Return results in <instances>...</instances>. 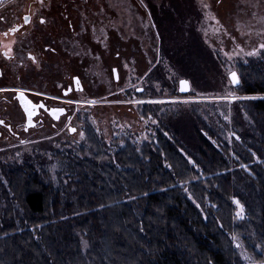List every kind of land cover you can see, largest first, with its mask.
I'll list each match as a JSON object with an SVG mask.
<instances>
[{
	"label": "trees",
	"instance_id": "obj_1",
	"mask_svg": "<svg viewBox=\"0 0 264 264\" xmlns=\"http://www.w3.org/2000/svg\"><path fill=\"white\" fill-rule=\"evenodd\" d=\"M149 11L157 24V11ZM189 27L186 33L203 52ZM159 37L158 52L196 91L202 76L182 62L183 45L177 49L162 32ZM211 56L208 50L205 67L213 74ZM156 66L161 71L154 62L149 72ZM234 71L239 84L231 85L243 98L231 103L226 128L239 140H225L196 110L182 111L166 116L154 141L139 147L127 141L113 155L87 122L90 150L62 162L65 182L63 176L57 184L47 178L37 160L8 171L2 165L8 186L0 185V264H246L233 243L238 236L261 261L256 246L264 248V55L239 62ZM203 83L205 91L220 88L218 81ZM234 199L244 208L242 219Z\"/></svg>",
	"mask_w": 264,
	"mask_h": 264
},
{
	"label": "rangeland",
	"instance_id": "obj_2",
	"mask_svg": "<svg viewBox=\"0 0 264 264\" xmlns=\"http://www.w3.org/2000/svg\"><path fill=\"white\" fill-rule=\"evenodd\" d=\"M37 1L41 3V0ZM18 3L20 1L12 2L14 7L11 8L18 9ZM43 3L36 9L37 16L44 17L51 11L52 16L59 17L63 14L60 11L68 10L80 34L79 52H83L85 57L79 68L85 64L84 73L88 71L89 78L84 81L85 92L78 94V131L74 136L64 133L57 138L42 140L51 130H41L36 134L38 140L32 141L31 137L24 143L20 140L8 143L0 139V185L7 189L2 165L8 171L31 160H37L47 170V178L55 184L59 183V176H63L65 182L62 162L65 163L68 155L83 157L81 150H90L84 131L87 122L111 155L124 147L127 141L136 147L143 142L154 141L157 129L163 130L166 116L172 114L176 118L182 111L187 114V111L196 110L225 140H239L235 131L226 128V123H230L231 103L243 96L233 91L228 74L236 69L239 62L264 55V49L260 48L264 43V0H220L219 3L216 0H48ZM204 4L209 7H203ZM150 8L158 13L160 20L157 24H153L155 21L150 16ZM163 10H172L173 14H166ZM183 21L187 25L182 24ZM33 25L39 24L33 22ZM186 27L193 29L203 52L198 49V43L191 41ZM155 31L158 37L163 33L167 45L177 49L183 45L180 58L186 61L182 62L191 64L192 69L198 68L202 81H198L196 91L190 83L193 94L191 91L178 93L177 82L184 77L162 51L158 52ZM181 34L183 39H179ZM253 49H256V54L248 55ZM208 50L218 64L212 58L215 68H211L217 71L213 70V74L205 67ZM154 62L162 67L163 75L157 66L149 72ZM114 66L117 80L112 75ZM173 80L176 93L171 86ZM203 80L211 85L218 81L220 85L216 87L220 88L202 90L208 86ZM138 88L143 91H137ZM92 96L97 103H86ZM149 114L151 120L147 119ZM141 116L145 119L142 120ZM21 138L25 139V135ZM185 194L199 208V200L192 191L187 189ZM235 201L236 217L242 219L244 208ZM238 237H234L233 243L242 260L246 264H264V248L256 246V250L262 253V260L255 261L245 242Z\"/></svg>",
	"mask_w": 264,
	"mask_h": 264
},
{
	"label": "flooded vegetation",
	"instance_id": "obj_3",
	"mask_svg": "<svg viewBox=\"0 0 264 264\" xmlns=\"http://www.w3.org/2000/svg\"><path fill=\"white\" fill-rule=\"evenodd\" d=\"M14 1H20L18 9L11 8ZM39 5L37 0H0V16L6 18L0 20V89L3 90L0 91V120L4 121L0 124V139L8 143L29 142L31 137L32 141L38 140L36 134L46 129L51 132L42 140L64 133L74 136L78 131L79 104L75 101H79L80 92H85L84 81L89 78L88 71L84 73L85 64L79 68L85 57L79 52L80 34L68 10L60 11L63 14L59 17L52 16L51 11L44 17L37 16ZM25 16L30 17L27 23ZM33 22L39 25L35 27ZM17 26L15 33L8 31ZM8 47L12 50L11 59L3 55ZM29 53L36 57L35 62ZM114 74L118 79L115 66L113 78ZM26 107L34 113L31 124ZM54 108L65 109L57 114L59 119L51 113ZM66 125L76 131H70ZM23 134L25 139L21 138Z\"/></svg>",
	"mask_w": 264,
	"mask_h": 264
},
{
	"label": "snow or ice",
	"instance_id": "obj_4",
	"mask_svg": "<svg viewBox=\"0 0 264 264\" xmlns=\"http://www.w3.org/2000/svg\"><path fill=\"white\" fill-rule=\"evenodd\" d=\"M216 2L219 3L220 0H216ZM42 3H43V0H41V4H42ZM203 7L208 8L209 5H208V4H204ZM4 19H6V18L3 17V16H0V20H4ZM29 19H30V17L25 16V17H24V21H25V23H27V22L29 21ZM213 19H215V17H213ZM40 21H41V23H44V18L41 17V18H40ZM18 27H19V26L9 28L8 31L15 33V32L17 31V28H18ZM4 35H7V32H5ZM238 47H239V46H238ZM260 48H261V49H264V43H261V44H260ZM11 51H12V50H11V47H8V48H6V50H4L3 55H4L5 57L11 59ZM254 54H256V49H253L251 52L248 53V55H254ZM29 57H30V59L33 60V62L36 61V57H35L34 55H32L31 53H29ZM146 75H147V73H146ZM230 76L232 77V81H231V82H232V83H236V82H237V79H238V78H237V74H236L235 72H231V73H230ZM76 79H77V83H78V78H76ZM181 83H182V84H187V81H181ZM0 91H3V90L0 89ZM17 91H19V90H17ZM120 91H123V89H120ZM139 91H143V89H139ZM20 95L23 96V93H20ZM232 98L235 99V97H232ZM69 102L71 103L72 101H69ZM75 103L79 104L80 101H75ZM87 103L95 104V103H97V101H95V100H90V101H87ZM25 111L28 112V117H29V121H28V122H29V124H31V123H32L31 117L34 115V113H33L32 111H29V109H28L27 107L25 108ZM63 112H65V109H64V108H54V109H51V113H52V115L55 116L57 119H59V116H58L57 114H58V113H63ZM225 118L227 119V117H225ZM71 119H72V117L69 116V117H68V120L70 121ZM141 119L143 120V119H145V118H144L143 116H141ZM147 119H148V120H151V119H152V117H151L150 114H149V116H148ZM146 122H147V121H146ZM152 122L155 123V121H152ZM3 123H4V121L0 120V124H3ZM66 127H68L69 130L72 131V132H75V131H76L75 128H72V127H70L69 125H66ZM80 135L83 136L84 133L81 132ZM237 138H238V137H237ZM193 163H194V162H193ZM244 167H246V165H245ZM235 202H236L237 204H239V201H238V200L235 201ZM237 246L239 247V245H237Z\"/></svg>",
	"mask_w": 264,
	"mask_h": 264
},
{
	"label": "water",
	"instance_id": "obj_5",
	"mask_svg": "<svg viewBox=\"0 0 264 264\" xmlns=\"http://www.w3.org/2000/svg\"><path fill=\"white\" fill-rule=\"evenodd\" d=\"M231 72H235L234 70L231 71ZM230 72V73H231ZM230 73L228 74V78L230 80V83L235 86V85H238L239 84V80L237 79V82L236 83H232V77L230 76ZM236 73V72H235ZM237 74V73H236ZM237 78H238V75H237ZM114 80H117L115 74H114ZM181 81H187V84H182ZM139 89H142V88H138L137 91H139ZM177 90H178V93L180 94H187L191 91V86H190V82L188 79L186 78H181L179 79V81L177 82Z\"/></svg>",
	"mask_w": 264,
	"mask_h": 264
},
{
	"label": "bare ground",
	"instance_id": "obj_6",
	"mask_svg": "<svg viewBox=\"0 0 264 264\" xmlns=\"http://www.w3.org/2000/svg\"><path fill=\"white\" fill-rule=\"evenodd\" d=\"M68 161V160H67Z\"/></svg>",
	"mask_w": 264,
	"mask_h": 264
}]
</instances>
